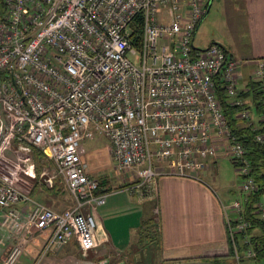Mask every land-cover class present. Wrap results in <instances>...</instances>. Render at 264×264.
Instances as JSON below:
<instances>
[{"label": "built area", "instance_id": "2783aa9c", "mask_svg": "<svg viewBox=\"0 0 264 264\" xmlns=\"http://www.w3.org/2000/svg\"><path fill=\"white\" fill-rule=\"evenodd\" d=\"M209 7L210 0H0V209L8 229H52L44 253L72 240L85 254L98 247L95 211L109 193H100L80 149L97 135L110 140L117 175L132 178L124 189L141 201L158 197L160 176L200 179L221 155L237 162L243 191L259 190L218 94L223 87L237 118L258 129L240 95L242 64L220 44L194 45ZM254 76L264 83V61ZM256 139L264 143V134ZM34 146L55 167L42 172L45 185L63 177L72 209L55 211L22 190L21 174H36ZM246 199L223 205L238 263L257 256ZM21 201L32 209H18ZM256 209L264 220V196ZM22 254L18 242L3 264Z\"/></svg>", "mask_w": 264, "mask_h": 264}, {"label": "crops", "instance_id": "0c3cea01", "mask_svg": "<svg viewBox=\"0 0 264 264\" xmlns=\"http://www.w3.org/2000/svg\"><path fill=\"white\" fill-rule=\"evenodd\" d=\"M219 2L225 7L232 41L227 46L216 42L212 44L222 45L240 61L243 72L240 84L242 89H246L255 79L258 62L264 61V0ZM249 105L253 122L258 125L262 114L252 102ZM81 152L88 174L100 180V193H109L106 203L98 205L95 211L98 247L85 254L79 242L72 240L58 250L44 253L52 229L16 233L5 226V211L0 209V264L18 242L23 243V254L16 264H120L127 256L131 258L129 264H133L132 256L136 261L139 259L138 249L146 234L144 224L154 216L158 229L154 230L150 239L155 241L154 251L159 264H258L254 259L238 263L231 254L224 201L217 197L211 185L193 178L163 176L158 178V197L141 201L137 193L124 189L131 184L132 178L105 173V156L108 161L112 155L111 145L100 151L98 161L93 159L92 154H87L84 147ZM211 162L214 161L210 160L209 164ZM22 190L33 201L55 211L72 209L75 205L70 192L65 194L42 183L33 189ZM248 195L243 192L238 199L244 200ZM16 207L27 213L32 209V203L21 201ZM259 231L257 228L252 230L260 236Z\"/></svg>", "mask_w": 264, "mask_h": 264}, {"label": "rangeland", "instance_id": "374dc122", "mask_svg": "<svg viewBox=\"0 0 264 264\" xmlns=\"http://www.w3.org/2000/svg\"><path fill=\"white\" fill-rule=\"evenodd\" d=\"M213 5L207 15L205 16L204 20L198 27L194 39V43L198 48H206L210 44L216 42L220 43L224 46H227L229 41H232V31L231 28L228 26L226 21V11L225 7L219 0H214ZM243 76V72L241 73ZM241 83V79H240ZM241 87V84H240ZM111 145L110 140L107 137L102 135H97L95 138L92 139H85L81 141L80 149L82 150L83 147L87 154H92L93 159L95 161L99 160L100 151L106 147ZM33 150V148H32ZM106 153V151H104ZM21 156H27V154L20 153ZM33 163L35 164V160L33 157V151L30 153ZM106 155V154H105ZM111 155V154H110ZM15 160L18 159V155H10ZM105 156V173L108 175L114 176L118 174L115 169V160L113 156L109 158ZM47 161L46 159H42V167L41 173L35 177L28 176L27 174H21L22 179H24L27 183L20 185L21 188H32L38 183L45 184V179L48 177L46 175L42 176V172L47 168ZM97 164L101 165V162ZM49 165L52 166L50 171L55 170L53 163L49 162ZM36 171V166H35ZM110 175V176H111ZM165 177H182V178H189L179 175H163ZM160 176V177H163ZM159 177V178H160ZM195 179V178H193ZM200 181H204L206 184H209L213 187L216 192L218 198H221L224 203L230 204L233 200L241 198L240 195L245 192L240 189L241 183L243 181L242 175L239 172L238 166L234 163V160L229 156H219L216 158L214 162H211L209 168L202 172V178L198 179ZM47 186V185H46ZM48 187V186H47ZM53 189H57L59 192L63 191L65 194L69 193L68 188L64 182L63 177L57 176L54 179V187H49ZM246 193V192H245ZM141 247L138 249L139 260L140 257L144 259V264H159L157 261V253L154 251L155 241H150L149 237L145 236L141 242ZM137 255V256H138ZM130 257V256H128ZM135 257L132 256V260L135 262ZM264 264V261L260 262Z\"/></svg>", "mask_w": 264, "mask_h": 264}, {"label": "trees", "instance_id": "16d2710c", "mask_svg": "<svg viewBox=\"0 0 264 264\" xmlns=\"http://www.w3.org/2000/svg\"><path fill=\"white\" fill-rule=\"evenodd\" d=\"M137 42H139V35L137 36ZM218 94L223 103L224 111L232 130L238 135L247 150V155L251 162V175L255 178V181L259 186L258 191L249 193L247 196V199L244 202V214L246 220H248L250 223L249 233L252 240L251 244L257 253V256L254 260L257 262H262L264 261V220L261 219V217L256 213V203L259 202L264 196V143L257 141L256 137L258 133L264 134V120H261L258 124V129L254 130L253 126H250L246 122L237 118V114L240 111L239 107L233 106L230 103L223 87L219 88ZM240 95L246 98L249 103L252 102L261 114L263 113L264 83L262 81L256 79L252 80L246 89L241 90ZM32 148L33 157L36 164V173L39 175L41 173L42 167L41 160L46 159V157L38 147L34 146ZM234 163L237 165V162L234 161ZM47 165H49V161H47ZM155 222L156 220L154 216L144 224V227H146L145 235H147L149 239L152 236V233H154V230L158 229V226ZM149 226L155 227L153 228ZM254 228L260 230V236L252 232ZM242 236V234H239L238 236L240 242L242 241ZM150 241H153V239H150ZM240 245L243 250L247 248V245L242 243ZM231 254L233 255V251ZM127 260L129 263H131V258L129 259L128 256ZM132 263L144 264V259H137V261L135 259V262L132 260Z\"/></svg>", "mask_w": 264, "mask_h": 264}, {"label": "water", "instance_id": "95a60500", "mask_svg": "<svg viewBox=\"0 0 264 264\" xmlns=\"http://www.w3.org/2000/svg\"><path fill=\"white\" fill-rule=\"evenodd\" d=\"M211 3H212V0H210V5H211ZM209 9H210V7H209ZM120 264H129V261L127 259H125L124 262L120 263Z\"/></svg>", "mask_w": 264, "mask_h": 264}]
</instances>
